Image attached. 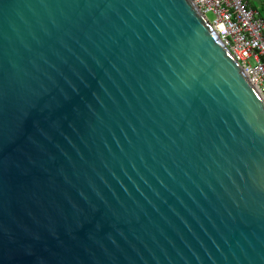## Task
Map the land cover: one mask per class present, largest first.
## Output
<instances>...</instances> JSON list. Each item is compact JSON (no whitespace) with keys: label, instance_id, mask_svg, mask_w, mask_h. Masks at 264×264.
<instances>
[{"label":"water","instance_id":"95a60500","mask_svg":"<svg viewBox=\"0 0 264 264\" xmlns=\"http://www.w3.org/2000/svg\"><path fill=\"white\" fill-rule=\"evenodd\" d=\"M0 264H264V99L191 0H0Z\"/></svg>","mask_w":264,"mask_h":264},{"label":"built area","instance_id":"2783aa9c","mask_svg":"<svg viewBox=\"0 0 264 264\" xmlns=\"http://www.w3.org/2000/svg\"><path fill=\"white\" fill-rule=\"evenodd\" d=\"M191 1L264 99V16L245 0Z\"/></svg>","mask_w":264,"mask_h":264},{"label":"crops","instance_id":"0c3cea01","mask_svg":"<svg viewBox=\"0 0 264 264\" xmlns=\"http://www.w3.org/2000/svg\"><path fill=\"white\" fill-rule=\"evenodd\" d=\"M246 4L252 9L259 11L264 16V2L263 0H245Z\"/></svg>","mask_w":264,"mask_h":264},{"label":"rangeland","instance_id":"374dc122","mask_svg":"<svg viewBox=\"0 0 264 264\" xmlns=\"http://www.w3.org/2000/svg\"><path fill=\"white\" fill-rule=\"evenodd\" d=\"M207 17H208V20H209L210 22L213 20V15H212V14H208Z\"/></svg>","mask_w":264,"mask_h":264}]
</instances>
